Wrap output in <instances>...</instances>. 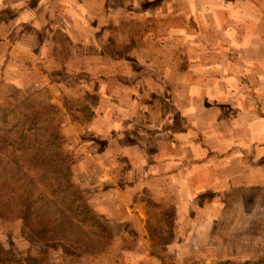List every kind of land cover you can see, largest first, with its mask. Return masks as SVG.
Returning <instances> with one entry per match:
<instances>
[{
  "label": "rangeland",
  "instance_id": "374dc122",
  "mask_svg": "<svg viewBox=\"0 0 264 264\" xmlns=\"http://www.w3.org/2000/svg\"><path fill=\"white\" fill-rule=\"evenodd\" d=\"M43 103L64 115L78 186L113 239L97 258L68 256L0 217V248L36 264L264 259V0H0V106ZM150 104L159 120L169 114L179 140L188 127L198 132L213 159L188 194L133 191L143 149L130 162L113 150L121 142L101 138L110 118L129 124L118 132L131 142H156L144 133ZM92 148L98 161L87 159Z\"/></svg>",
  "mask_w": 264,
  "mask_h": 264
},
{
  "label": "trees",
  "instance_id": "16d2710c",
  "mask_svg": "<svg viewBox=\"0 0 264 264\" xmlns=\"http://www.w3.org/2000/svg\"><path fill=\"white\" fill-rule=\"evenodd\" d=\"M63 116L52 103L0 106V217L21 220L45 248L57 246L68 256L88 253L97 258L113 233L78 186L75 152L65 148L69 127ZM152 201L149 197L148 203ZM159 259V264H177L165 261L164 255ZM0 264L36 263L0 248Z\"/></svg>",
  "mask_w": 264,
  "mask_h": 264
},
{
  "label": "crops",
  "instance_id": "0c3cea01",
  "mask_svg": "<svg viewBox=\"0 0 264 264\" xmlns=\"http://www.w3.org/2000/svg\"><path fill=\"white\" fill-rule=\"evenodd\" d=\"M238 79L239 77L236 78V80ZM243 91H241L240 93L242 94ZM150 106L151 114L153 106L151 104ZM161 116L162 117L159 120V117H154V115L151 114L150 120L146 119V121H144L145 123L147 121L149 122L148 126L146 125L147 127H149L148 131L145 130L144 133H147V135L149 136H153V134L151 135L150 133L155 132L156 135V142H153L154 136L151 139H148L149 137H146V140L149 141V146L142 140H139L136 143L131 142L130 139L125 136L126 133H122L121 131L118 132L119 129H125V126H128L129 124H124L125 122H123L121 123L123 124L122 126L120 123H115L113 121L110 122V118L107 119L104 124H102L103 127H109L107 130L103 129L102 134L104 136L102 135L101 138L105 137L109 139L110 144L114 143L115 140L121 142L122 147H117L113 150H116L117 153L121 152L125 157L128 156L127 159H129L130 162H136V160L131 157L135 148H142V157L139 158L142 161L140 167L141 170L136 176L138 179L134 180L136 188L133 191H136L138 193L148 190L152 195V199H161L159 197V194H161L165 197V200H167L170 198L167 194H169V192L171 191L177 190V192L185 194L193 191L191 187L193 176L197 171L203 172L205 168L210 167L211 164H209V162L213 161V159H211V157H208L207 152L204 150V144L200 140L198 132L188 127L185 129V131H180L182 133L184 132L186 140H179L178 137L180 136V134H176L175 136L173 131H169L170 129L168 126L172 125L173 119L169 116V114H161ZM105 117V110L102 111V113H99L97 116L93 117V120L91 122V131L96 130L97 126L99 125L100 118L105 119ZM154 128L157 129L154 130ZM114 129H116L117 132ZM152 129L154 131H152ZM200 131L202 132V134H205V130ZM195 133H197L198 136L196 140H193V138L190 137H193ZM96 135L99 134H91L93 138H97ZM205 138V141L211 145L212 137L205 136ZM229 143L231 142L229 141ZM99 155L100 153H97V150H94V148H92L91 151H89V153L87 154V159H90L91 157L93 160L98 161V158H100ZM130 158H132V160H130ZM229 164L230 162H226L223 167L225 168ZM135 166L137 167L138 163ZM248 175L250 174H247V176ZM117 184L116 185L121 188L119 181L117 182ZM197 188L198 189L196 190L200 192L202 190H205V188H202L200 186ZM107 191H110L108 193H111V190L108 189ZM107 191H100L101 194L104 193L103 198L106 195ZM93 207L98 209L99 205L96 203L93 204ZM113 207L119 209L117 211L118 214L120 212L121 205H115L113 203ZM106 215L107 217H110L109 214ZM118 218H120V216H118Z\"/></svg>",
  "mask_w": 264,
  "mask_h": 264
}]
</instances>
